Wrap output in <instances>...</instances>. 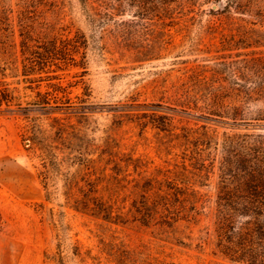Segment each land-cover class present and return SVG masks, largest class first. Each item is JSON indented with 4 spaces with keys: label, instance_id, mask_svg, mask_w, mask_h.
Listing matches in <instances>:
<instances>
[{
    "label": "rangeland",
    "instance_id": "obj_1",
    "mask_svg": "<svg viewBox=\"0 0 264 264\" xmlns=\"http://www.w3.org/2000/svg\"><path fill=\"white\" fill-rule=\"evenodd\" d=\"M33 39L67 56L39 64ZM262 90L264 0H0V264H247L215 246L219 142L260 132ZM36 135L62 160L53 203ZM165 180L198 191L197 219L135 217ZM95 199L113 219L73 207ZM58 211L74 245L62 261Z\"/></svg>",
    "mask_w": 264,
    "mask_h": 264
},
{
    "label": "trees",
    "instance_id": "obj_2",
    "mask_svg": "<svg viewBox=\"0 0 264 264\" xmlns=\"http://www.w3.org/2000/svg\"><path fill=\"white\" fill-rule=\"evenodd\" d=\"M23 28L21 32L23 42L31 41L32 36L26 34ZM10 31L15 33L12 29ZM74 39L78 46H87L86 36L82 32H78ZM34 41L38 45L37 50L33 49V54L39 64L45 63L49 58L59 60L67 56L68 51L65 47H59L56 39L49 41L50 46L44 41ZM258 93L262 94L264 91ZM36 105L40 110H48L47 105H50V102L37 100ZM261 115L263 117L258 118L259 122L252 127L259 129L260 132L225 133L219 142L226 155L220 166V182L215 200V246L218 252L229 260L247 264H264V112ZM166 120L168 118L165 116L162 122L164 127L169 125ZM34 140L48 159V173L44 187L46 200L53 203L59 192L58 175L62 160L57 146L52 141L44 140L39 135H36ZM172 181L165 180L167 190H164L162 185L157 191L149 190L150 193L145 192L141 195V199L133 204L135 217H140L141 222L148 224L156 214L165 210L168 212V215H164L165 221L170 224L181 219H197L200 211L198 191L192 188L190 182L182 181L183 186L180 188L178 187L180 182L173 185ZM152 193H158L157 198H151ZM170 193L174 195L173 199ZM190 193H194L196 197H189ZM73 207L76 210L92 212L93 215L105 220L114 218L113 207L101 199L78 200ZM181 208L186 209L189 214L181 216L180 213H183ZM56 213L55 220L60 230L58 258L62 261L64 252L74 245L69 234V226L64 220L65 211ZM171 214L175 216H170Z\"/></svg>",
    "mask_w": 264,
    "mask_h": 264
},
{
    "label": "water",
    "instance_id": "obj_3",
    "mask_svg": "<svg viewBox=\"0 0 264 264\" xmlns=\"http://www.w3.org/2000/svg\"><path fill=\"white\" fill-rule=\"evenodd\" d=\"M218 7V5H214V8H217Z\"/></svg>",
    "mask_w": 264,
    "mask_h": 264
}]
</instances>
